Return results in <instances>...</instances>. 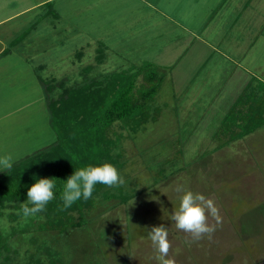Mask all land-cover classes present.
<instances>
[{"label": "rangeland", "instance_id": "1", "mask_svg": "<svg viewBox=\"0 0 264 264\" xmlns=\"http://www.w3.org/2000/svg\"><path fill=\"white\" fill-rule=\"evenodd\" d=\"M56 2L59 13H67V17H59L62 19L59 22L66 20L71 29V32L67 30V35L72 36L63 50H57L59 47L50 49L54 44H48L49 48L42 57L49 63L48 71L37 70V75L46 80H62L61 86L54 89L52 95L63 87L81 84L89 77L129 68L134 59L139 60L130 56L132 51L127 48L124 49H127L128 56H120V51H114L113 47L121 44L115 39L122 35H119V30L111 29V18L102 19L97 14L100 4L111 6L113 0ZM234 7L238 11L229 13L234 17H227L228 10ZM218 14L227 21L228 18L238 17L229 32L228 27L223 26L221 33L228 34V38H243L247 43L254 40L255 35V39L264 41V0H225ZM102 33L104 39L100 42L110 46V49H101L104 58L97 63L94 59L97 44L86 41ZM127 43H122V46ZM234 43L231 38L226 45L225 42L221 45L228 52ZM167 52L175 53L171 48ZM251 52H255L254 58L263 63V47L258 45ZM61 55H67V58L59 60ZM176 58L168 54L151 59L156 63L157 74L162 75L149 103L154 118L134 133L122 128L119 122H114L108 131L111 138H115L116 133L121 134L111 158L115 160L113 165L125 183L119 187L104 188L116 197L103 199L104 190L94 195L92 207L84 210V224L61 234L38 229L36 224L42 216H37L38 219L34 216L25 218L14 210L11 203L2 204L0 232L7 243L6 251L0 256L2 264H23L31 251L45 259L41 250L58 257L62 264H161L148 237L149 228L161 224L168 230L171 244L168 256L175 260V264H264V124L241 138L218 146L223 137L216 139L213 134L232 100L228 97L239 93L232 89L234 81L228 83L227 80L226 90L222 82L231 64L220 60L221 66L216 68L221 80H208L206 84L200 79L203 75L206 78L205 73L215 63L214 58L207 59L205 70H198L196 76L190 79L173 73V70L176 73L179 69L175 64ZM235 58L238 59L237 55ZM84 66H90V70L84 72ZM195 69L196 66H193L189 72ZM261 75L264 76V72ZM30 78L36 84L35 77ZM188 80L193 83L187 84L184 90H179L174 84L185 86ZM142 82L139 75L136 84ZM218 84L222 86L216 88ZM47 122L55 135V126L51 121ZM47 131L42 126L39 140L28 137L23 141L24 145L19 141L13 144L11 150L16 148L18 154L24 156L33 148H40L49 141L43 135ZM33 132L38 133L37 128ZM18 154H12L13 160L15 156L23 157ZM104 162L108 161L102 160ZM177 186L214 200L223 222L211 239L205 237L192 242L187 233L177 230L168 219L171 211L178 207L182 195L176 191ZM128 194L133 195L125 202L118 198ZM210 223L214 221L210 220Z\"/></svg>", "mask_w": 264, "mask_h": 264}, {"label": "crops", "instance_id": "2", "mask_svg": "<svg viewBox=\"0 0 264 264\" xmlns=\"http://www.w3.org/2000/svg\"><path fill=\"white\" fill-rule=\"evenodd\" d=\"M224 2L225 0H113L111 6L100 4L97 14L102 19L111 18V22L109 21L113 25L111 29L119 30V35H122L115 39L121 44L113 49L115 52L120 51V56L126 54L127 49L131 50L130 56L139 59L138 61L134 59L131 62L133 65L142 61L156 64L151 61L152 58L172 54L177 56L175 64L179 68L178 72L175 73L173 70V73L178 77L185 75L190 79L196 76L198 70H205L207 59L214 58L215 63L211 64L209 71L205 73L206 78L203 75L200 79L207 84L208 80L216 82L221 80L216 67L221 66L220 60H224L231 64L229 72H226L222 80L224 89L227 88V80L228 83L232 80L234 81L232 89L240 93L252 78L264 82V76L261 75L264 72V60L263 63L262 60L257 61L254 58L255 52H251L252 48L258 45L259 48H264V41L260 38L255 39L253 35L254 40L244 43L243 38L234 36L228 38V34L223 35L221 33L223 26L228 27L229 32L236 21L235 18H238L235 16L228 18L227 21L222 15H217ZM58 7L56 0H0V156L18 154L16 148L11 150L13 144L21 141L24 145L23 141L32 136L33 139L40 138L42 126L48 130L43 132V135H46L49 141L43 143L40 148L56 138L47 122L50 120L42 88V81L46 78L39 77L37 70L48 71L49 63L42 58L49 48L48 44L52 43L55 46L50 49L59 47L57 50H63L66 48V42L71 41L72 35H67L69 28L66 20L59 22L62 20L59 17H67V13H59ZM234 11H238L237 7L229 9L227 17H234L233 14H229ZM105 24L109 25L108 22ZM69 31L71 32V29ZM211 31L213 33H210ZM103 36L102 33L86 42L95 41L96 49L101 46L102 49L107 47L110 49V46H104L103 42H100L103 41ZM231 38L235 43L233 48H228L226 52L221 42H225L226 45ZM126 41L128 43L123 47L122 43ZM169 48L175 53H168ZM71 53L73 56V52ZM236 55L238 59L235 58ZM58 58L66 59L67 55ZM193 66H196V69L189 72ZM213 73L214 77H210ZM31 76L35 77L36 84L31 82L34 80L30 78ZM189 83L193 82L188 80L184 83L185 86L174 84L179 90H184ZM221 86L218 84L216 88ZM235 97H228L232 99L230 104ZM36 128L38 133L33 132ZM40 148H33L34 150L29 153ZM24 150L22 148V152ZM18 155L23 156L21 153ZM15 157L13 161L17 160Z\"/></svg>", "mask_w": 264, "mask_h": 264}, {"label": "trees", "instance_id": "3", "mask_svg": "<svg viewBox=\"0 0 264 264\" xmlns=\"http://www.w3.org/2000/svg\"><path fill=\"white\" fill-rule=\"evenodd\" d=\"M101 49H96L94 59L97 63H101L104 58ZM77 53L79 55L80 52ZM132 66L89 77L81 84L63 87L55 95L52 92L61 86L62 80L42 81L46 108L55 126L56 138L46 146L13 161L10 170L0 171V206L11 203L14 210L22 214L21 205L27 201L28 188L39 178L53 177L55 198L43 212L34 217L38 219L37 216H42L36 224L38 229L61 234L84 224V210L92 207L94 195L104 190L103 199L116 197L105 191V185L97 184L89 200L81 199L70 208L61 210V190L65 179L75 169L102 164V160L114 164L111 153L121 136L120 133L114 134L117 139L108 136L114 122H119L122 128L134 133L154 118L149 103L159 87L162 75L157 74L154 64L148 61ZM82 70L87 72L90 66H84ZM139 75L143 82L137 85L136 78ZM263 124L264 82L252 78L224 112L213 136L216 139L223 137L217 143L221 146ZM131 195L118 198L125 202ZM6 249V237L0 232V256ZM41 251L45 259L31 251L23 264H62L58 257Z\"/></svg>", "mask_w": 264, "mask_h": 264}, {"label": "clouds", "instance_id": "4", "mask_svg": "<svg viewBox=\"0 0 264 264\" xmlns=\"http://www.w3.org/2000/svg\"><path fill=\"white\" fill-rule=\"evenodd\" d=\"M12 166L13 158L11 155L0 156V171L10 170ZM124 183L125 181L117 168L108 162L75 169L65 179L61 190V210L70 208L81 199L84 201L89 200L97 184L107 187H119ZM54 189L53 177L37 179L28 188L27 201L21 205L22 215L28 218L43 212L48 203L55 198ZM176 191L182 193V195H180L178 207L171 211L168 219L174 223L177 230L187 233L192 242L205 237L211 239L223 222L214 200L205 197L201 193L185 190L182 186H177ZM210 220L214 223H210ZM148 237L158 253L156 259L161 261V264H175V260L168 256L171 244L165 225H154L149 228Z\"/></svg>", "mask_w": 264, "mask_h": 264}]
</instances>
